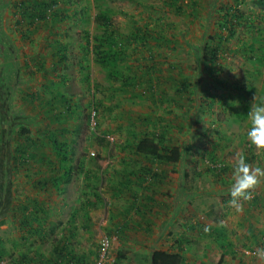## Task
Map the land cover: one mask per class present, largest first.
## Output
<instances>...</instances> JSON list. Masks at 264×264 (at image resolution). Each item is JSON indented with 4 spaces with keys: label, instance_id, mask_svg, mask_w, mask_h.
I'll use <instances>...</instances> for the list:
<instances>
[{
    "label": "rangeland",
    "instance_id": "1",
    "mask_svg": "<svg viewBox=\"0 0 264 264\" xmlns=\"http://www.w3.org/2000/svg\"><path fill=\"white\" fill-rule=\"evenodd\" d=\"M166 1L83 0L78 8H86L87 12L77 21L34 25L25 40L17 33L12 8L4 13L1 27L11 38L12 53L4 60L0 50V127L6 143L0 148V264H14L24 254L35 261L37 257L48 258L59 245L69 246L70 252L83 256L86 264H112L122 250L126 254L125 264H147L149 250L155 246L177 249V240L185 233L180 222L175 223L173 235L170 231L163 232L158 245H154L155 235L147 236L133 219L124 237L118 238L115 234L130 205L129 189L152 197L136 185V176L129 178L133 183L127 186L128 190L120 188L121 182L137 170H134L132 143L142 133L158 132L164 127L168 129V144L182 142V139L189 142L191 151L187 160L191 162L185 164L187 181L199 187L202 193L215 192L217 188L216 195L195 193L199 196L187 208L192 212L198 210L194 215L201 217L207 224L205 227L211 226V229L203 235L186 232L185 264H264V259L256 255L258 250H264V186L256 190L251 201L244 202L243 212L233 207L228 211L218 197L225 190L210 185L211 177L206 170L212 165L209 156L232 167L236 154L247 156L251 147L246 138L247 114L255 97L256 103L264 101V6L257 0H217L213 25L209 26L210 8L207 6L211 0H178L175 7L183 8L181 14L174 13ZM221 6L237 11L243 21L234 27L232 38H227V31L221 33L225 38L222 45L225 55L219 60L221 67L212 74L204 73V83L208 89L216 88L213 94L220 104H215L212 116L202 113L196 129L179 133L174 126L189 117L195 103L185 100L186 97L174 102L177 99L175 86L169 81L159 88L169 102H158L152 101L143 90L132 93L125 89V79L137 75L144 80L137 70L138 65L147 69L153 63L159 68L163 64L171 67L176 64L175 72L179 76L192 73L194 58L189 50H176L167 41L181 44V31L187 33L185 40L191 42H196L195 39L202 42V34L207 29L215 36ZM96 15L111 21L114 38H109L95 23ZM145 23L152 37L159 35L162 40H149L143 48L139 43L134 52L135 44L126 45L123 40L127 37L134 40L133 28ZM26 28L20 30L24 32ZM86 39L90 41L91 53L83 60L79 47ZM56 40L61 44L71 43L68 61L64 64L53 57ZM122 45L123 52L130 58L110 59L111 50L118 52ZM150 56L153 61H149ZM53 64L57 65L56 71L51 67ZM153 82L155 84V80ZM30 95L40 96V100L30 104L27 97ZM67 108H77L76 112L71 111L72 117H68L71 112L66 111ZM60 114L65 116V121H59ZM89 115L92 118L88 121ZM19 126L28 127L34 137H43L42 132L48 130L62 136L70 147L74 142V154L69 156L72 162L44 146L34 151L33 162L11 172L10 148ZM205 127L208 130L205 131ZM100 139L106 140L108 147H104L105 143L100 146ZM210 152L212 155L208 154ZM144 160L134 161L144 165L147 163ZM61 164L73 166L74 172L67 185L55 190L53 180L63 181L65 173ZM154 168L169 177L154 184L156 195L162 196L158 197L162 202L159 204L175 207L169 187L176 184L178 177L169 167ZM195 172L198 175L195 176ZM39 180L46 183L45 190L39 191L36 185ZM191 185L188 186L194 188ZM28 204L34 211V206L39 210L36 221H26L27 215H22L21 207ZM156 208L159 210L158 206ZM159 208L162 209L159 213L152 211L146 220L158 223L164 211L163 206ZM207 211L212 215L206 217ZM69 236L71 240L66 242ZM220 246H224V250L219 249ZM105 249V258L101 260Z\"/></svg>",
    "mask_w": 264,
    "mask_h": 264
},
{
    "label": "trees",
    "instance_id": "2",
    "mask_svg": "<svg viewBox=\"0 0 264 264\" xmlns=\"http://www.w3.org/2000/svg\"><path fill=\"white\" fill-rule=\"evenodd\" d=\"M83 1V0H80ZM79 0H0V50L2 52V57L7 58L12 53V41L8 34H5L1 27V22L3 21L2 17L4 13L12 8L13 14L16 18L15 26L17 27V33H19L23 39L25 40L28 35H30L32 32L29 30L30 27L36 26H46V23L51 22V24L55 23H61L62 25L69 20L77 21L79 17L82 15L84 16V13L87 12L86 8L79 9L80 5ZM133 1V0H129ZM135 2L138 0H134ZM169 1V2H168ZM175 2L178 3V0H167L166 3L168 7L174 11L176 14L184 13L182 10L183 8L178 5V7H175ZM217 0H211L207 6V8H210V13L207 15L208 17V25H213L211 23L212 21V15L215 14V11L217 10L215 6ZM258 4L264 6V0H257ZM219 12L221 13V17L217 24V30L215 36H211L209 30L207 29L202 34V42H198L199 40L195 39L196 42H191L190 40H185L187 37V33L185 31H181L180 38H181V44H178L177 42H173L171 40H168L167 43H172L173 47L177 50L178 48L189 50L191 56L194 58V67L192 69V73L184 74L179 76V73L175 72L176 69H178V65L174 64L172 67L170 64H163V67L158 66V64H151L150 66L145 68H142L138 65L137 70L142 73V76L144 80H140L137 75L129 76L125 79V89H129L132 93L137 90H143L145 94H148L152 101H163V102H169L168 98H164L165 94L163 91H160L159 88L162 89V86L165 81H169L172 85L175 86V92L174 97L177 99L174 100L176 102L177 100H180L182 98H185V100L189 101L190 103H195L193 107L192 113L189 115V117L183 121L174 126V128L179 131V133L184 132L185 130H188V132L193 128L196 129L198 127V124L200 123V117L203 115L202 113H207L208 115L212 116L215 109V104H220L219 101L216 99V95L213 94V91L216 88H207V85L204 83L205 77L204 73L212 74L213 72H217V70L220 69V63L219 60L223 58L225 55L222 50L224 49L222 47L223 42L225 41V38L221 36L222 32L227 31V38H232L234 35V27L238 25L240 21H243L242 16L237 12L233 11L230 7L221 6ZM95 23L104 29L105 33L109 35V38H114L115 30L112 26V23L109 19L101 16L96 15L94 17ZM147 24L145 23L144 26L140 27V25H137L133 28L132 37L134 38L130 40V38H124L123 43L126 45H130L132 42L135 44L136 48L133 49L134 52H137V47L140 46L146 47L148 45L149 40H162V37L159 35L154 36L151 32ZM26 28L25 31H21L20 29ZM14 31L16 32V28H14ZM158 34V33H157ZM88 37V36H86ZM183 39V40H182ZM204 39V40H203ZM85 44V45H84ZM84 44L80 45V51L82 52V59L86 60L87 56L91 53V49H89L90 41L85 40ZM175 45V46H174ZM71 46V43L68 41L65 44H61L58 40L54 41V47L56 49V52L54 53L55 58H57L58 62L63 63L68 61V55L69 48ZM99 49L98 46L95 47V50L97 51ZM118 52H114L111 50V58L112 60H115V58L124 60L129 59V55H126L123 52V45L118 48ZM153 56L149 57V61H153ZM29 62L26 61L27 67L29 66ZM81 65V63H79ZM53 70L56 71L57 65L53 64L51 66ZM164 67H170V68H164ZM171 72V73H170ZM32 74V72H30ZM159 74V77H154L153 75ZM163 77V78H162ZM179 77L180 80H176V78ZM155 80V84L154 81ZM54 86H56L54 84ZM160 92V93H159ZM158 93V99H155L156 94ZM29 97V103L32 104L35 101L40 100V96L36 95H30ZM62 97V96H60ZM184 100V101H185ZM42 101V100H41ZM50 105V101L47 103ZM203 108V111H200ZM76 109H70L67 108L66 111H72L73 113L76 112ZM65 111V113H67ZM72 112H68V117H72ZM62 117L59 119V121L63 120L65 121V116L63 114H60ZM91 115L87 116L88 121L91 119ZM1 123V122H0ZM2 124V123H1ZM30 126V125H26ZM26 126H19L16 127L14 131V140H12V148H10V154H11V161L13 163V167L11 169V172H16L18 169H21L27 165H29L34 160V151L38 147H44L48 146L51 148V150L59 155L62 156L63 159H66L68 162L70 160V163L72 162V158L69 156L74 154V142H72L71 147L69 144L65 141V139H62L63 137H59L58 134H56L55 131H43L42 136L43 137H36L33 136V133L29 130ZM31 127V126H30ZM79 126L77 127V133H79ZM2 128L0 127V148H3V145H5V136L2 133ZM167 128L164 127L158 132H144L139 138H136V140L132 143V155H133V164H134V170L137 168V172L133 171L128 178H125V181L121 182L120 188L122 189H129L127 187L128 185L132 184L133 181H129V178L131 176H136L135 181L136 185L139 188H142V190L146 193L152 194V197L148 198L145 195L141 196L136 191H133L129 189V191L132 193L131 195V201L129 207L126 209V214L123 217V223H121L117 229L115 230V234L118 235V238L124 237L125 232L128 231L130 226L131 219L136 220V225L143 228L144 233H146L147 236H153L155 235V241L154 245H158L163 232L170 231L169 234L173 235L174 233V225L176 222H180L181 228H184L185 233H183L182 237H179V240H177V249L173 250H165L161 247L155 246V248H152L149 250V253L147 255V264H185L186 258H185V251H184V244L188 243L186 236L187 231H193L194 233H198V235L205 234V221L201 219V217H196L195 210L194 212L191 211V209H187L190 207L191 202H193L197 196L205 195V194H214V190L204 192L202 193L199 190V187L191 185L187 180L189 178L188 175V166L185 167V164H190L191 161L187 160V156L190 154L191 147L189 145L188 141H183L174 143L173 145L168 144V132ZM205 131L208 130V128L205 127ZM187 132V131H186ZM9 142V141H8ZM5 143V144H4ZM99 145L101 146L103 143H105L104 147H108L109 143L106 142L104 139L98 140ZM130 143H128L129 145ZM249 144V143H248ZM253 147H250L248 150V154L246 156V159L249 163H256V165L264 167V162L261 160H264V153H262V157L260 158V152L254 153ZM111 149V148H110ZM109 149V151H110ZM127 149V148H126ZM123 150V149H122ZM63 154V155H62ZM209 155H212V153H208ZM208 158L210 160V163L212 165H209L206 167V170L208 174L210 175L211 182L210 185L213 187L214 185L219 186L218 188H222L225 190L224 193L218 194L219 198L222 200V207L227 209H231L232 207L229 205L228 201L230 199L229 196V188L231 186L232 180H231V173H232V167L229 164H226L222 161H215L216 157L212 158V156H209ZM141 160L145 159L147 163L144 165L137 164L134 160ZM214 160V162H212ZM163 165L170 168V171L175 175V177H178V180L176 184L174 185V188L171 190L173 191V200L175 199V207H167L164 205H161L162 202L158 199V197H162L161 195H156L155 193V183H161L160 181L162 179L166 180L168 179V174H164L163 172H160L158 169H155L154 166ZM60 168L63 169L65 172L62 176L61 180L63 181H56L52 183V186L55 190H59L62 185H67L68 180L71 178V175H73L74 168L73 166L65 167L62 164L59 165ZM171 173L169 172V175ZM198 175V173L195 172V176ZM41 180L37 181L36 185L39 187V191L45 190V184L46 183H40ZM33 184L32 188L33 190H36L37 187ZM191 185L194 188L188 186ZM44 186V187H43ZM171 186V185H170ZM173 186V185H172ZM176 186V187H175ZM35 188V189H34ZM155 193V194H154ZM195 193H199V195H196ZM191 194V195H190ZM194 195V196H193ZM155 197V198H154ZM192 198V200H189ZM98 199V198H96ZM189 200V201H188ZM159 201V202H157ZM256 204L257 202H255ZM161 203V204H159ZM158 206V209L156 208ZM163 206L164 211H162V216L160 218V221L158 223H152L150 220H146V217L149 213L152 211H156L159 213L162 209L159 207ZM36 210L34 211L31 207H29V204L26 206L21 207L22 215L26 216V221L30 222L36 221L38 218H36L39 214V210L36 206H34ZM89 207V205H88ZM186 208V209H185ZM198 211V210H196ZM167 215V218H166ZM206 217H209L212 215L211 211H207V213L204 214ZM131 216V218H129ZM25 221V222H26ZM74 221V219L72 220ZM23 222V226L24 223ZM211 229V226H210ZM204 231V233H203ZM157 234V235H156ZM108 235L112 236V233L109 232ZM251 238V236L249 237ZM157 239V240H156ZM256 239V237H255ZM71 240L70 237H66V242H69ZM224 246H220L219 249L224 250ZM38 260L31 259L28 254H24L21 256V259L17 260L16 262H13L14 264H86L85 258L83 256H77L73 252H70L69 246H61L54 248V250L51 251L48 258L43 257H37ZM126 262V254L122 250L118 252L115 256L114 262L112 264H125Z\"/></svg>",
    "mask_w": 264,
    "mask_h": 264
},
{
    "label": "clouds",
    "instance_id": "3",
    "mask_svg": "<svg viewBox=\"0 0 264 264\" xmlns=\"http://www.w3.org/2000/svg\"><path fill=\"white\" fill-rule=\"evenodd\" d=\"M255 100L256 97L247 114L249 127L246 138L251 147L264 153V101L256 103ZM231 180L228 203L237 212H243L244 202L251 201L256 190L264 186V167L249 163L243 153H237L232 165ZM209 230L210 226H206L205 231ZM256 255L264 259V250H258Z\"/></svg>",
    "mask_w": 264,
    "mask_h": 264
},
{
    "label": "built area",
    "instance_id": "4",
    "mask_svg": "<svg viewBox=\"0 0 264 264\" xmlns=\"http://www.w3.org/2000/svg\"><path fill=\"white\" fill-rule=\"evenodd\" d=\"M105 251H106V249H105L104 252L102 253L103 255H102L101 258H100L101 260L105 258V255H104V254H105Z\"/></svg>",
    "mask_w": 264,
    "mask_h": 264
},
{
    "label": "crops",
    "instance_id": "5",
    "mask_svg": "<svg viewBox=\"0 0 264 264\" xmlns=\"http://www.w3.org/2000/svg\"><path fill=\"white\" fill-rule=\"evenodd\" d=\"M176 187V186H175ZM174 188V185L169 187V192ZM70 237V236H69Z\"/></svg>",
    "mask_w": 264,
    "mask_h": 264
}]
</instances>
